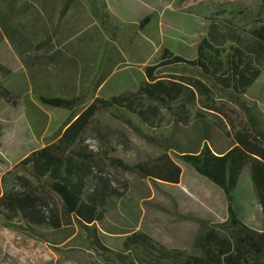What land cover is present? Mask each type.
<instances>
[{
	"label": "trees",
	"instance_id": "trees-1",
	"mask_svg": "<svg viewBox=\"0 0 264 264\" xmlns=\"http://www.w3.org/2000/svg\"><path fill=\"white\" fill-rule=\"evenodd\" d=\"M95 14L108 23L110 16L101 8ZM148 22L145 18L144 25ZM195 46L192 58L162 48L133 93L96 98L35 93L40 105L67 111L69 117L50 143L32 150L2 177V226L52 248L58 244L49 235L68 241L78 228L103 264H264V114L247 99L264 74V23L242 26L212 19ZM8 75L0 62V76ZM16 101L0 86V107ZM100 112L161 151L160 163H131L111 146L94 148L90 138L105 142L93 121ZM3 132L0 123V147ZM173 160L219 188L227 204L222 223L203 225L193 214L183 216L201 227L190 250L108 224L126 191L104 171L103 162L157 187L158 182L180 183L181 168ZM244 180L261 208L256 221L238 208L236 194ZM104 235L122 237L120 247L107 245Z\"/></svg>",
	"mask_w": 264,
	"mask_h": 264
},
{
	"label": "rangeland",
	"instance_id": "rangeland-1",
	"mask_svg": "<svg viewBox=\"0 0 264 264\" xmlns=\"http://www.w3.org/2000/svg\"><path fill=\"white\" fill-rule=\"evenodd\" d=\"M109 3L111 11L107 24L120 30L109 31L107 36L119 41L115 44L122 47L127 62L119 65L118 72L114 70L107 80L100 92L106 97L135 92L145 80V67L162 48L184 57L196 56V39L212 19L242 26L264 23V0H110ZM145 18L149 22L144 25ZM103 22L102 19L97 26L82 28L72 37L69 48L102 28ZM11 28L9 24L0 23V62L10 70L7 77L0 76V86L17 98L16 105L3 103L0 107V123L4 129L0 147V191L2 177L32 150L50 143L69 117L67 111L40 105L36 92H31L27 83L26 72L20 69V64L10 61L7 44L11 42L10 36H15ZM173 78L171 80L180 82ZM48 91L46 95H58L57 89ZM247 99L264 114V74L250 89ZM93 121L105 136L104 143L90 138L94 148L111 146L131 163H160L161 151L147 145L110 114L97 113ZM173 161L181 168L180 183L158 182L157 187L149 180L103 162L104 171L126 191L125 201L117 204L108 224L123 230H141L169 248L190 250L201 227L183 216L193 214L203 225L222 223L227 219V204L219 188L184 163ZM236 195L240 213L256 221L261 208L247 180L242 182ZM54 202L60 210L58 201ZM49 238L58 244L55 248L7 229L0 221V264H103L89 250L78 228L68 241L58 235H49ZM103 239L115 249L122 242V237L116 235H104Z\"/></svg>",
	"mask_w": 264,
	"mask_h": 264
},
{
	"label": "crops",
	"instance_id": "crops-1",
	"mask_svg": "<svg viewBox=\"0 0 264 264\" xmlns=\"http://www.w3.org/2000/svg\"><path fill=\"white\" fill-rule=\"evenodd\" d=\"M109 2L0 0V23L9 24L10 31L15 32L7 44L10 61L20 64V69L26 72L31 92L48 94L54 88L59 97L100 95L113 71L127 62L122 47L115 44L119 41L107 36V32L120 29L104 21L102 28L69 47L72 37L82 28L101 24L95 9L101 8L109 15ZM48 38H52L50 44L41 46ZM100 80H104L101 85Z\"/></svg>",
	"mask_w": 264,
	"mask_h": 264
}]
</instances>
